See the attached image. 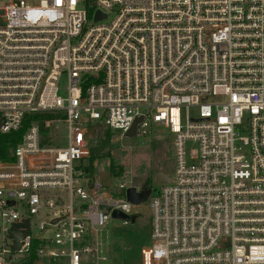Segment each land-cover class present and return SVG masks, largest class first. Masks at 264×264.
Instances as JSON below:
<instances>
[{"label":"built area","instance_id":"built-area-1","mask_svg":"<svg viewBox=\"0 0 264 264\" xmlns=\"http://www.w3.org/2000/svg\"><path fill=\"white\" fill-rule=\"evenodd\" d=\"M43 112L55 116L31 121L0 160V264H86L90 229L133 203L95 163L90 175L85 134L123 136L137 117L138 133L173 134L175 161L150 196L140 264H264V0H8L0 132Z\"/></svg>","mask_w":264,"mask_h":264},{"label":"rangeland","instance_id":"rangeland-1","mask_svg":"<svg viewBox=\"0 0 264 264\" xmlns=\"http://www.w3.org/2000/svg\"><path fill=\"white\" fill-rule=\"evenodd\" d=\"M7 3L8 0H0L1 6ZM66 85V76L62 74L58 81L59 95H66ZM189 112L194 114L195 111L190 108ZM50 133L53 138H59L57 146L66 145L63 125H60L59 130L52 128ZM172 139L173 134L155 124L148 133H137L133 137L120 136V132L115 131L111 136L107 155L95 162V176L107 189H115L120 183H126L127 187L133 186L137 190L153 183L158 170L171 177L175 165ZM111 162L115 171L121 169L119 175L115 176L111 172ZM149 200L150 197L141 203L132 204L130 216L134 215L133 220L124 221L110 216L106 225L92 227L89 232L93 246L97 244V252L88 254L85 263L140 264V250L153 243ZM41 220L43 218L36 222ZM32 231L35 232L36 227Z\"/></svg>","mask_w":264,"mask_h":264},{"label":"trees","instance_id":"trees-1","mask_svg":"<svg viewBox=\"0 0 264 264\" xmlns=\"http://www.w3.org/2000/svg\"><path fill=\"white\" fill-rule=\"evenodd\" d=\"M55 115L52 112H43V113H30L25 116L23 119L22 125L18 130L10 131L6 133L0 132V160H11L13 159V149L17 143L21 140L22 134L25 128L33 120H41L45 118H52ZM113 132L107 128H103L97 132L95 140L90 145V153L87 159L86 169L90 172V175L93 173V165L97 159L107 155L109 151V144ZM110 170L113 172V175H119L121 169L115 171L113 163H110ZM124 193V192H123ZM39 241H33V250L31 257H33L34 248L38 245Z\"/></svg>","mask_w":264,"mask_h":264},{"label":"water","instance_id":"water-1","mask_svg":"<svg viewBox=\"0 0 264 264\" xmlns=\"http://www.w3.org/2000/svg\"><path fill=\"white\" fill-rule=\"evenodd\" d=\"M101 16L99 14H97L95 16V19L97 20L98 18H101ZM141 118L142 117H137L134 120L130 129L123 134L124 137H133L138 133V122L141 120ZM98 127H99L98 124L92 125L88 129V131L86 132L85 138L89 141H93L96 137L95 131H96V129H98ZM155 180H156V182H159V183L169 182L170 176H168L164 171L158 170L156 172V175H155ZM157 191H158V189L155 191V193ZM147 192L148 191L144 187L139 191L135 187L130 186V187H127L125 189V198H126V200H128L129 202H131L133 204H138V203L145 201L148 198ZM12 203H13L12 201H9V204H12ZM112 217L117 218V219H121L124 221L134 219V215L130 216L129 214L120 212L118 210L113 211ZM21 227H23L24 229L16 230V229L12 228L10 231V236H12L14 238V243L12 246L13 250H17L19 248V242H18L19 239L23 238L27 233L28 223L26 220H24L23 223H21Z\"/></svg>","mask_w":264,"mask_h":264},{"label":"flooded vegetation","instance_id":"flooded-vegetation-1","mask_svg":"<svg viewBox=\"0 0 264 264\" xmlns=\"http://www.w3.org/2000/svg\"><path fill=\"white\" fill-rule=\"evenodd\" d=\"M159 182H156L155 178H154V182L151 183L150 185H145L144 188L148 191V198L155 193V191L159 188ZM143 187H141L139 189V191L142 189Z\"/></svg>","mask_w":264,"mask_h":264}]
</instances>
